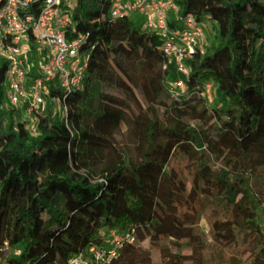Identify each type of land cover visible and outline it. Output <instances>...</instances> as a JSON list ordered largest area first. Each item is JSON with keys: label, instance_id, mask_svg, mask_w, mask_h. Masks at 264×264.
<instances>
[{"label": "trees", "instance_id": "obj_1", "mask_svg": "<svg viewBox=\"0 0 264 264\" xmlns=\"http://www.w3.org/2000/svg\"><path fill=\"white\" fill-rule=\"evenodd\" d=\"M174 1L182 16L210 23L217 43L187 60L188 76L172 65L164 69L170 82L182 79L187 92L173 101L165 133L172 135V143L191 137L218 157L216 166L209 167L207 184L218 189L227 212L242 221L237 240L245 264H264V227L259 223L264 214V0ZM61 4L72 20L65 36L82 38L81 50L90 53L86 80L97 76L102 47L113 50L126 43L154 50L162 43L157 33L131 17L111 18L110 0ZM6 68L7 61L0 58V264H58L74 234L84 263L103 264L91 249L107 244L108 231L135 228V238H142L135 214L146 198L136 184L154 181L161 173L162 166L149 155L166 160L167 154L148 150L138 163H120L94 182L83 173L70 176L67 144L75 134L64 118L50 122L43 110L32 122V132L22 109L6 103ZM207 81L215 85L212 102L200 94ZM51 93L64 96L54 88ZM87 96L85 88L68 102H84ZM71 116L68 108L69 120ZM211 231L217 244H226L227 226L215 220ZM5 242L8 249L19 246L18 253H8Z\"/></svg>", "mask_w": 264, "mask_h": 264}, {"label": "rangeland", "instance_id": "obj_2", "mask_svg": "<svg viewBox=\"0 0 264 264\" xmlns=\"http://www.w3.org/2000/svg\"><path fill=\"white\" fill-rule=\"evenodd\" d=\"M170 16L174 18L175 12ZM132 18L143 21L139 13H133ZM204 29V47L217 43L214 27L206 22ZM96 63L97 76L86 80L82 89L88 92L86 100L67 103L72 111L69 126L75 134L67 144V173L73 177L83 173L94 182L120 163H138L148 157V150L167 154L166 160L149 155L152 163L162 166L161 173L154 181L136 184L146 198L144 207L135 214L139 215L136 222L143 229L142 238L126 242L109 264H245L237 240L242 221L227 212L218 200V189L207 184L209 167L216 166L218 157L191 137L172 143V135L165 133L173 101L187 95L185 86L168 80L153 49L126 43L113 50L102 47ZM211 94H215L214 84ZM42 110L50 122L65 119L63 104L50 97ZM48 173L43 167L42 174ZM215 220L228 228L225 245L212 237ZM259 223L264 227L263 213ZM77 236L67 238L58 264H85L73 243ZM111 237L108 231L107 244ZM18 251L19 246L7 249L11 254Z\"/></svg>", "mask_w": 264, "mask_h": 264}, {"label": "built area", "instance_id": "obj_3", "mask_svg": "<svg viewBox=\"0 0 264 264\" xmlns=\"http://www.w3.org/2000/svg\"><path fill=\"white\" fill-rule=\"evenodd\" d=\"M110 16L131 17L139 13L144 30L157 33L162 43L154 50L162 57V66L175 65L177 71L188 76L187 60L199 50H205L204 23L192 15L182 16L174 0H110ZM175 12L171 18L170 13ZM72 22L70 11L63 9L61 0H0V58L7 61L4 87L6 103L22 109V118L30 124L42 110L47 97L59 101L65 109V124L69 126L68 100L83 89L86 82L90 53L81 50L83 39H69L65 29ZM33 71H32V70ZM184 87V81H174ZM211 81L204 82L200 94L212 102ZM63 93V98L51 89ZM30 117L32 119H30ZM111 243L92 248L95 255L109 264L120 254L126 242L135 240V228L111 230ZM8 249V243L5 242ZM36 264V263H32Z\"/></svg>", "mask_w": 264, "mask_h": 264}, {"label": "crops", "instance_id": "obj_4", "mask_svg": "<svg viewBox=\"0 0 264 264\" xmlns=\"http://www.w3.org/2000/svg\"><path fill=\"white\" fill-rule=\"evenodd\" d=\"M111 232V230L109 231V233Z\"/></svg>", "mask_w": 264, "mask_h": 264}]
</instances>
